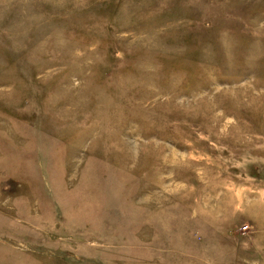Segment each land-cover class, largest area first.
<instances>
[{"label": "rangeland", "instance_id": "rangeland-1", "mask_svg": "<svg viewBox=\"0 0 264 264\" xmlns=\"http://www.w3.org/2000/svg\"><path fill=\"white\" fill-rule=\"evenodd\" d=\"M0 264H264V0H0Z\"/></svg>", "mask_w": 264, "mask_h": 264}]
</instances>
